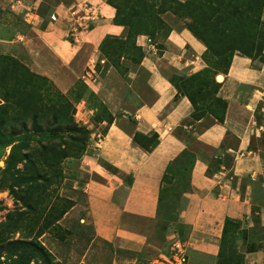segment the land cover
Returning a JSON list of instances; mask_svg holds the SVG:
<instances>
[{"label":"crops","instance_id":"1","mask_svg":"<svg viewBox=\"0 0 264 264\" xmlns=\"http://www.w3.org/2000/svg\"><path fill=\"white\" fill-rule=\"evenodd\" d=\"M90 1L100 5L102 15L91 30L81 32L79 41L73 42L68 38L73 24L72 2L54 6L55 20L38 14L29 23L23 18L25 12H38L41 0H10V23L5 15L0 16V53L17 57L67 92L76 80L82 48L94 55L106 36H125V27L114 22L115 7L107 0ZM136 42L144 51L140 66L148 71L152 97L137 94L135 100L126 102L134 106L132 110L114 107L102 97L115 118L112 123L103 120L97 126L92 124L96 129L90 146L94 155L83 158L102 178L91 179L84 186L95 236L133 252L149 244L142 220L157 218L167 165L187 147L197 155L190 190L185 193L187 202L179 219L168 225L162 246L179 242L189 246V251L216 260L227 218L240 221L249 230L257 224L264 228V148L259 145L264 137V122L259 117L264 115V60L234 54L217 92L227 101L223 122L216 121L186 140L176 131H189L192 125L186 120L194 107L171 76H190L203 70L206 45L177 23L161 38L139 34ZM118 119L132 121L133 128L127 130ZM100 126L106 127L105 132ZM131 131L145 135L156 132L160 141L147 151L133 140ZM101 159L116 166L118 173ZM245 258L246 264H264V240L257 249L246 252Z\"/></svg>","mask_w":264,"mask_h":264},{"label":"rangeland","instance_id":"2","mask_svg":"<svg viewBox=\"0 0 264 264\" xmlns=\"http://www.w3.org/2000/svg\"><path fill=\"white\" fill-rule=\"evenodd\" d=\"M9 1L0 0V16H6V23H10L13 14ZM59 1L70 3L73 0H41L38 11L47 17ZM107 2L115 7L116 12L119 11L118 22H125L124 37L129 35V38L126 42L108 40L105 47L94 55L89 49L82 48L77 59L80 65L76 80L67 92L62 91L53 79L35 72L17 57L0 53V264L175 262L172 245L162 246V243L170 217L177 215L184 193L189 189L187 177L166 185L169 199L163 213L154 220H142L147 227L149 244L141 251L133 252L95 236L87 214L84 186L91 179H101L97 172L85 165L83 158L87 154L94 155L90 146L96 129L92 124L98 125L96 118L100 115L109 117L108 105L102 97H107L114 107L130 110L134 106L126 102L135 100L137 94L145 99L152 97L147 83L148 71L139 64L141 52H135L131 45L139 35L137 33L145 32L142 34L161 38L172 24L191 28L193 17L190 10L180 7L174 0ZM207 5L210 3L194 7L196 12L202 13ZM204 15L195 17L201 29L205 27ZM25 66L36 76L30 78ZM219 74L223 72L216 70L200 80L181 82L185 91L194 95L198 102V109L186 120L192 126L189 131L179 129L181 135L184 133L192 138L194 132L202 131L221 115L223 101L217 97L221 86L214 83L223 80V77L218 78ZM171 77L173 80L188 78L175 73ZM200 84L203 89H199ZM60 92L66 93L74 102L75 122L90 131L89 146L83 153L78 148H62L60 138L52 134L55 131L65 134L69 129L60 112ZM121 112L117 113L118 117ZM259 117L264 122V115L260 113ZM119 120L127 130L133 128L132 121ZM105 128L99 127L102 132ZM63 140L69 138L66 136ZM259 143L264 148V137ZM40 145L47 148H40ZM211 161L214 166V160ZM262 240L264 228L259 224L250 230L242 223L231 224L225 238L224 258L212 260L189 251L187 245L185 253L178 255L185 254L186 260L182 264H246V252L261 245ZM163 253L167 255L163 256Z\"/></svg>","mask_w":264,"mask_h":264},{"label":"trees","instance_id":"3","mask_svg":"<svg viewBox=\"0 0 264 264\" xmlns=\"http://www.w3.org/2000/svg\"><path fill=\"white\" fill-rule=\"evenodd\" d=\"M174 1L178 3L180 7L191 11V16L193 18L192 23L190 24L191 28L189 29L206 45V49L202 54V57L207 65L203 70L196 72L190 76H186L188 78L180 77L176 80H173L171 77V81L176 86L178 91L187 95L190 101L192 102V105L194 107V113L195 110L198 109V102L194 95H192L190 92L188 93L185 91V88L181 85V82L186 83L191 80H200L205 74H212L216 72V70H219L223 73H227L231 65L232 58L236 53L246 55L252 58L253 60H258L261 62L264 60V0H188L184 2L180 0ZM207 3H210V5H207L208 7L206 11H203L202 13L196 12V8L194 7L195 5H206ZM56 4H54V6ZM53 10L50 11L48 17H50V14ZM38 13L40 14V16L43 15L39 11ZM203 13L206 14L203 16L205 27L201 29L196 23L197 19L195 17H200ZM118 16L119 11L117 10L116 15L114 17V22L124 25L125 22H118ZM170 30L171 28L167 30V33ZM142 33L145 32H138L137 34ZM136 36L134 40L131 41V45L135 52H141V57L139 59V62H141V59L144 56V51L142 47L137 44ZM128 38L129 35L124 38L115 35H108L104 38L103 42L101 43L100 49L105 47L108 40L112 42L114 41V39H119L122 42H126L125 40H128ZM27 71L31 75L30 78L36 76L34 73L29 71V69ZM210 80L215 79L210 78ZM214 83L221 86V82L214 81ZM199 89H203L202 84L199 85ZM60 97L62 98L60 101L62 102V108L60 112L62 111L63 122L69 129H67V133L65 134L57 131L52 132V134H54L55 137L60 138L61 141L59 140V143L60 145H62V148H78V151H81L83 153L89 146L90 131L75 122V106L74 102L69 98V96H67L66 93L60 92ZM217 97L223 101V109L221 115L218 116L217 121L223 122L227 108V101L219 96ZM97 110L98 108H95V111ZM106 110L108 112L109 117L106 118L103 115H100L96 118V122L99 123L103 120H106L109 123H112L114 121L115 116L111 113L109 109L106 108ZM36 119L37 116L35 117V121ZM179 129L176 131V134L178 136H181L186 140H189L191 138L186 137L184 133L183 135H181ZM131 132L133 134V140L137 144L145 148L147 151H151L153 148H155L160 141L159 134L156 132L151 135H145L138 131ZM68 134L71 135L68 136ZM66 136L69 138L68 141L63 140V138H65ZM40 148L47 147L45 145H40ZM196 159V153L185 147L168 163L162 179V186L158 200L157 217L163 213L165 207L168 204L169 194H167L166 192L169 189L166 186L168 185V183H175L178 178L187 177L189 186L188 190H190L191 171L193 166L195 165ZM101 163L105 165L109 170L118 173L119 169L108 161L101 159ZM97 177L102 179L99 175H97ZM185 193L183 203L179 208L177 215L170 217L167 227L171 222L177 221L179 219L180 212L187 202L185 198ZM240 223V221L232 218L226 219L225 226L223 228L220 249L217 255V261L219 258L222 259L225 257V238L229 225H238ZM255 249H257V247L252 250ZM243 258L244 256L241 254L240 259L243 260Z\"/></svg>","mask_w":264,"mask_h":264},{"label":"built area","instance_id":"4","mask_svg":"<svg viewBox=\"0 0 264 264\" xmlns=\"http://www.w3.org/2000/svg\"><path fill=\"white\" fill-rule=\"evenodd\" d=\"M71 3V2H70ZM67 3V4H70ZM72 14H73V24L71 26L68 37L72 41H78V36L83 31H88L92 28L93 23L101 15L100 5L91 2L90 0H73L72 1ZM39 13L33 10H27L23 16L24 20L29 23H33L34 19L39 17ZM57 15L52 11L50 14V19L55 20ZM172 249L175 251L174 254V264H182L185 262V254L178 255L180 252L185 253V246L179 242H174L172 244Z\"/></svg>","mask_w":264,"mask_h":264},{"label":"bare ground","instance_id":"5","mask_svg":"<svg viewBox=\"0 0 264 264\" xmlns=\"http://www.w3.org/2000/svg\"><path fill=\"white\" fill-rule=\"evenodd\" d=\"M222 77H223L222 75H219V77H218V78H220V79H221Z\"/></svg>","mask_w":264,"mask_h":264},{"label":"water","instance_id":"6","mask_svg":"<svg viewBox=\"0 0 264 264\" xmlns=\"http://www.w3.org/2000/svg\"><path fill=\"white\" fill-rule=\"evenodd\" d=\"M220 75V74H219ZM219 75H218V77H219Z\"/></svg>","mask_w":264,"mask_h":264}]
</instances>
